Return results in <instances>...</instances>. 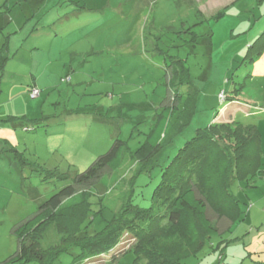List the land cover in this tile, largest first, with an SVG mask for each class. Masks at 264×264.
I'll use <instances>...</instances> for the list:
<instances>
[{"label":"rangeland","instance_id":"1","mask_svg":"<svg viewBox=\"0 0 264 264\" xmlns=\"http://www.w3.org/2000/svg\"><path fill=\"white\" fill-rule=\"evenodd\" d=\"M5 5L10 12L0 16V45L9 38L11 58L0 79V139L11 141L20 155L0 146V263L17 251L15 225L107 154L115 138L129 142L133 152L148 149L145 140L156 128L179 59L190 78L180 87L182 103L194 93L197 100L190 126L163 145L149 171L139 174V163L130 159L89 188L95 220L86 238L103 231L113 212L119 216L131 192L133 204L150 208L180 149L218 123L229 126L217 137L222 148L233 146L227 150L236 166L229 182L242 221L209 211L219 234L181 264L264 262V0H0V11ZM33 86L40 92L36 100L29 97ZM9 117H26L22 122L34 131H9ZM168 120L174 123L175 115ZM233 121L246 126L244 136L251 128L261 135L262 167L243 180L237 168L252 153L241 147L245 137ZM207 158L210 169L225 164L213 153ZM34 164L58 170L62 180L44 183ZM221 177L228 173L222 170ZM46 234L45 245L58 242L53 227ZM133 236H124L116 257L135 244ZM80 254L73 248L53 264H107L112 257L85 261ZM135 261L132 251L115 264Z\"/></svg>","mask_w":264,"mask_h":264},{"label":"trees","instance_id":"2","mask_svg":"<svg viewBox=\"0 0 264 264\" xmlns=\"http://www.w3.org/2000/svg\"><path fill=\"white\" fill-rule=\"evenodd\" d=\"M3 8L0 16L10 12V8L6 5ZM8 40L9 38L5 39L0 49V79L11 58ZM259 51L261 52L260 48ZM177 62L179 64L170 72L167 81L168 96L162 103L161 112L158 113L156 128L147 135L145 140L148 149L140 148L133 152L129 142L119 137L115 138L113 147L107 154L100 156L86 171L79 173L69 184L51 195L38 207L32 217L15 225L13 234L17 240V251L0 264L28 262L53 264L61 254L69 253L73 248L80 249V257L85 261L102 259L110 254L112 257L107 264H115L122 255L134 251L135 264H139L144 259L149 264H181L183 259L200 253L210 245L212 238L219 234L216 223L209 217V211L233 223L242 221L241 203L232 194L229 182V173L232 175L233 170L236 169V166L233 168L227 159V150L233 146L222 148L217 137L229 126L219 127L220 124L216 123L205 130H199V134L180 149L172 165L163 172V179L155 190L150 208H140L133 204L131 192L127 206L121 209L119 216L116 217L113 212L112 220L107 222L103 231H92L90 238H86L95 220V218L93 221L90 219L93 205L89 196L94 194L88 193L89 188L100 182L106 172L112 174L120 172L124 163L130 159H133L136 164L139 163L137 168L139 174L149 171L154 167L156 156L163 145L173 143L174 139L190 126L196 113L197 100L194 93L182 103L180 87L189 84L190 78L189 71L182 60L179 59ZM35 88L37 87L33 86L29 89L31 100H36L40 96L39 94L36 98L31 97L32 90ZM241 90L242 88L236 89L232 93L240 94ZM228 100L232 102L234 98ZM181 106L183 108L180 110ZM174 115L176 120L172 123L168 118ZM25 119L27 118L10 117L8 121L16 122L17 120L27 128L26 131H34L27 127V123L22 122ZM233 123L243 135L246 126L239 121H233ZM248 131L247 137L242 136L245 138L241 147L245 146L249 154H252L247 159H242L243 164H239L237 168V172H240L241 176L244 175L239 178L241 180L250 177L253 168L262 167V165L260 167V151L258 152L261 135L254 128ZM254 131L256 134H251ZM249 146H252L255 151L250 150ZM12 151L15 155H20L16 148ZM204 152L207 153L204 154ZM208 153H213L225 164L210 169L212 164L206 166ZM144 155L146 156L141 158ZM26 165L28 166V163ZM30 166L35 168L34 170L44 183L53 179L62 180L58 170L53 171L38 164ZM222 170L228 173L227 178L222 179ZM262 177H264V171ZM189 223H193L190 228L187 226ZM50 227L55 229L58 242L45 245L43 241ZM126 234L134 235L133 237L137 238L136 242L120 257H116L114 251L122 243ZM254 264H264V262L256 261Z\"/></svg>","mask_w":264,"mask_h":264},{"label":"crops","instance_id":"3","mask_svg":"<svg viewBox=\"0 0 264 264\" xmlns=\"http://www.w3.org/2000/svg\"><path fill=\"white\" fill-rule=\"evenodd\" d=\"M1 47L2 46L0 45V49H1ZM35 87H37V86H35ZM8 120H10V117ZM8 122H10V121H8ZM10 123L12 125V126H9L10 128L8 126H6L9 131H15L18 133V132H21L22 128L24 127V126H22V123H20L19 121L17 122V120H16V122L11 121ZM10 143H11V141L0 139V146H2V145L5 147L8 146L6 148V150H4V151H11L13 148H15V146H11ZM4 151H3V147H2V153H4ZM18 153H20V152H18ZM5 154H6V152H5ZM15 157H18V155H15ZM15 160L17 161L18 159H15ZM17 163L21 166V162L17 161Z\"/></svg>","mask_w":264,"mask_h":264},{"label":"built area","instance_id":"4","mask_svg":"<svg viewBox=\"0 0 264 264\" xmlns=\"http://www.w3.org/2000/svg\"><path fill=\"white\" fill-rule=\"evenodd\" d=\"M39 94H40L39 90L37 88H35L32 90L31 97L36 98L39 96Z\"/></svg>","mask_w":264,"mask_h":264}]
</instances>
